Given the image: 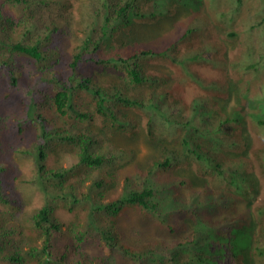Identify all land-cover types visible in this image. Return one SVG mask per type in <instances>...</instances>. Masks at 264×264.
Instances as JSON below:
<instances>
[{"label":"trees","instance_id":"1","mask_svg":"<svg viewBox=\"0 0 264 264\" xmlns=\"http://www.w3.org/2000/svg\"><path fill=\"white\" fill-rule=\"evenodd\" d=\"M234 1L239 12L244 0ZM167 3L0 0V89L20 104L18 111L0 107V152L4 132H35L30 146L16 150L31 164L18 182L0 157V264H224L214 242L233 245L241 264L237 249L248 243L251 218L238 210L255 206L264 224V199L251 198L242 208L232 188L253 165L264 172V143L250 158L225 153L246 146L237 138L244 114L186 95L191 87L221 89L195 68L211 61L205 53L213 43L190 26L166 44L144 35L143 27L167 17ZM250 29L264 32V8ZM262 57L247 66L258 71ZM159 59L178 73L152 67ZM96 69L119 71L117 79L104 81ZM251 107L264 136V92L254 94ZM143 131L157 151L148 163H133L121 181L134 150L112 134L127 145ZM193 164L224 190L202 198L184 173ZM223 198L231 199L226 207ZM130 212L155 218L175 238L134 242L121 225ZM190 218L196 229L184 233Z\"/></svg>","mask_w":264,"mask_h":264},{"label":"rangeland","instance_id":"2","mask_svg":"<svg viewBox=\"0 0 264 264\" xmlns=\"http://www.w3.org/2000/svg\"><path fill=\"white\" fill-rule=\"evenodd\" d=\"M166 2H169L166 4L169 10L167 17L158 18L156 23L143 27L144 35L159 39L157 43L160 45V43L166 44L180 35L188 26L195 27L197 30H204L200 34V38L203 36L205 38L204 42L213 43L212 51L205 53L211 61L204 62L195 68L201 76L207 77L209 82L216 81L220 84L221 89L218 91H207L191 87L187 90L186 95L189 98H193L195 95H204V97L209 99V108L217 107L228 114L238 112L244 114L245 119L241 123L240 129L237 130V138L244 141L243 146H246L245 148L242 146L226 148L225 153L236 161L239 156H242V159L250 158L253 148L264 143V136L259 132L260 127L251 120L249 113L250 109L253 110L251 103L254 94L256 92L263 94L264 92V57L260 59V66H257L259 68L258 71L247 66L256 62L259 56L264 54V32L259 29H250V25L263 13L264 1L244 0L239 12L233 9L234 2H236L234 0H200L201 6L199 9L195 8V10L194 0H192L190 6L181 3L179 0H166ZM229 31L236 32L237 36L230 38L228 36ZM152 63V67L173 75L177 74L179 70L177 67H173L169 60L159 59ZM95 72L104 81H115L119 71L96 69ZM0 107L4 110H20L18 100L16 98L3 97L1 89ZM142 125L145 130V121ZM228 128V132L232 135L233 131L230 127ZM34 136V130L30 129L19 134L15 133V130L10 129L3 134L4 146L0 152V157L2 158L1 160L10 166L9 175L11 178L15 177L16 182L22 178L24 173H28L31 168L30 162L17 153L16 150L30 146ZM112 139L115 143L124 146V148L134 150V156L128 163L129 166L125 167L126 170L125 168L123 170L121 181L123 174L132 170L133 163L146 164L157 151L153 144L154 142L150 141L144 131L139 135L138 139H130L131 141L127 145H124L125 141L121 134H112ZM247 172L249 174L248 179L244 181L239 179L238 185L236 184L238 187L236 189L232 188L234 189L233 191L239 194L240 197L238 198L242 208L245 202L253 200L251 198H257L259 199L258 201L264 199V172L257 165L247 169ZM184 173H187L193 180L192 185L200 190L202 198H204L205 191L214 193L216 197L219 192L224 190L219 187L216 188L214 177L195 164L185 166ZM109 194H113V191H110ZM230 201L231 199L223 198L222 203L226 207ZM212 202L215 204L216 200L212 199ZM235 213H237V210ZM240 213H249L248 218H251L250 224L245 230V238L248 243L246 246L239 243L237 249L241 256V264H264V253H260V248L264 249V237L261 235L264 232V224L258 220L255 206L250 207L247 211H245V208H243V211L238 210V214ZM121 225L124 229L123 231L126 232V236L136 243H140L143 239L170 241L175 238V234L160 225L155 218L137 214L136 212L128 213L127 217L121 220ZM185 226L186 230H184V233H190L196 229L195 221L191 218L187 220ZM235 237L238 239L237 236ZM238 241L236 240L235 244ZM211 247L212 249L219 247L223 252L220 257L221 262L224 264H236V258L233 256V245L214 242Z\"/></svg>","mask_w":264,"mask_h":264}]
</instances>
